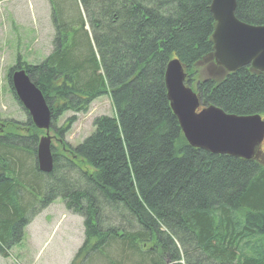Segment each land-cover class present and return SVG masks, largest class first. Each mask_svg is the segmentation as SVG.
<instances>
[{
  "label": "trees",
  "instance_id": "16d2710c",
  "mask_svg": "<svg viewBox=\"0 0 264 264\" xmlns=\"http://www.w3.org/2000/svg\"><path fill=\"white\" fill-rule=\"evenodd\" d=\"M49 1L52 52L40 63L18 61L8 80L25 67L68 155L52 147L53 169L42 172L43 131L31 119L27 134L0 120V256L61 198L84 221L71 264H264V156L191 146L167 97L166 66L178 58L203 107L264 119V72L202 77L213 53L212 0ZM236 1L240 20L264 24V0ZM104 95L115 115L96 117L91 135L67 144L75 114ZM66 112L74 115L57 127Z\"/></svg>",
  "mask_w": 264,
  "mask_h": 264
},
{
  "label": "water",
  "instance_id": "95a60500",
  "mask_svg": "<svg viewBox=\"0 0 264 264\" xmlns=\"http://www.w3.org/2000/svg\"><path fill=\"white\" fill-rule=\"evenodd\" d=\"M236 0H212L214 19L211 35L213 53L209 58L212 74L221 75L251 66L264 72V24H250L236 14ZM186 73L178 58L170 60L165 71V86L171 108L177 116L187 142L213 154L251 160L264 141V119L260 114H227L216 106L202 107L199 95L185 84ZM11 85L34 125L45 130L39 139L36 158L39 169H53L51 128L52 112L41 90L25 69L11 74Z\"/></svg>",
  "mask_w": 264,
  "mask_h": 264
},
{
  "label": "rangeland",
  "instance_id": "374dc122",
  "mask_svg": "<svg viewBox=\"0 0 264 264\" xmlns=\"http://www.w3.org/2000/svg\"><path fill=\"white\" fill-rule=\"evenodd\" d=\"M54 36L49 0H0V120L7 123L10 130L27 134L30 117L8 80L9 69L18 61L42 62L53 50ZM206 69L202 77L208 73ZM189 86L197 91V80L191 81ZM73 115L66 112L58 119L57 127ZM75 115L76 122L64 137L72 146L91 135L96 117L114 116L115 109L109 95H104L95 99L86 113ZM43 134H39V139ZM50 135L56 152L68 155L66 145L53 130ZM261 156H264V141ZM84 238L83 218L68 211L58 198L32 219L24 229L23 240L11 249L8 258L0 256V264H71Z\"/></svg>",
  "mask_w": 264,
  "mask_h": 264
},
{
  "label": "flooded vegetation",
  "instance_id": "af4514ba",
  "mask_svg": "<svg viewBox=\"0 0 264 264\" xmlns=\"http://www.w3.org/2000/svg\"><path fill=\"white\" fill-rule=\"evenodd\" d=\"M3 130H4V128L1 126V127H0V132H3Z\"/></svg>",
  "mask_w": 264,
  "mask_h": 264
}]
</instances>
